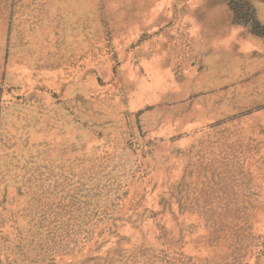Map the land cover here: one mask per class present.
<instances>
[{"label":"rangeland","instance_id":"1","mask_svg":"<svg viewBox=\"0 0 264 264\" xmlns=\"http://www.w3.org/2000/svg\"><path fill=\"white\" fill-rule=\"evenodd\" d=\"M0 264H264V0H0Z\"/></svg>","mask_w":264,"mask_h":264}]
</instances>
